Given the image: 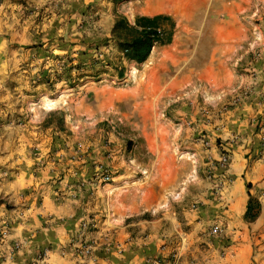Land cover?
Instances as JSON below:
<instances>
[{"label": "rangeland", "instance_id": "obj_1", "mask_svg": "<svg viewBox=\"0 0 264 264\" xmlns=\"http://www.w3.org/2000/svg\"><path fill=\"white\" fill-rule=\"evenodd\" d=\"M156 14L169 41L125 58L115 16ZM131 242L123 264H264V0H0V264Z\"/></svg>", "mask_w": 264, "mask_h": 264}, {"label": "trees", "instance_id": "obj_2", "mask_svg": "<svg viewBox=\"0 0 264 264\" xmlns=\"http://www.w3.org/2000/svg\"><path fill=\"white\" fill-rule=\"evenodd\" d=\"M169 20L165 15L136 16L133 25H128L123 16L116 15L111 28V33L118 41L123 56L135 62L143 61L149 53L154 42H168L169 34L163 36L159 30V23ZM259 211V203L251 195L245 204L242 217L246 221L253 220Z\"/></svg>", "mask_w": 264, "mask_h": 264}, {"label": "crops", "instance_id": "obj_3", "mask_svg": "<svg viewBox=\"0 0 264 264\" xmlns=\"http://www.w3.org/2000/svg\"><path fill=\"white\" fill-rule=\"evenodd\" d=\"M128 192L131 194L133 191H136V194L134 193L133 195H136V197L137 196H139L140 195V198L142 199V200H140L142 203H144V204H147V202H149L150 201V198H151V192H150V190L152 189H150V188H147V187H143V188H140L138 185H129L128 186ZM138 199H139V197H138ZM138 199L136 200V201H123V202H120V204H119V206L120 207H122V208H134L135 206V204H137V201H138ZM135 200V199H134ZM134 204V205H133ZM133 206V207H132ZM195 225V224H194ZM197 226H199V224L197 225ZM167 232H169V233H167ZM164 233H166V234H168V235H165ZM170 234V235H169ZM161 235H163L164 237L165 236H168L165 240H166V242L167 243H165V245H162V249H164L162 252H167V250H169V249H187L188 248V246L186 245V246H183L182 245V241L180 242L179 240H178V237L173 233L172 234V232H170V231H165V232H162L161 234H160V236ZM194 236H196V238H198V235H194ZM201 236V235H200ZM204 236H206V234L205 235H202V241L204 240V242L210 247L209 249H218L220 246L216 243V242H208L209 241V239H207V238H204ZM159 239H160V237H158ZM208 241H207V240ZM163 241H164V238H163ZM174 242V243H173ZM177 242V243H176ZM136 244L137 243H133V242H131V243H126V244H124V245H122V248L121 249H130L129 250V252L127 253V254H120V256L121 257H116V259L113 261V262H111V263H109V264H123V263H125V262H127V263H130L131 261L133 262H135V261H141L143 258L142 257H139L138 255H136V254H132V255H129V254H131L130 252H132V250L131 249H140V248H146V249H149L147 246L146 247H141L140 245H138V248H136ZM164 244V243H163ZM121 245V244H120ZM89 264H92V263H89Z\"/></svg>", "mask_w": 264, "mask_h": 264}, {"label": "bare ground", "instance_id": "obj_4", "mask_svg": "<svg viewBox=\"0 0 264 264\" xmlns=\"http://www.w3.org/2000/svg\"><path fill=\"white\" fill-rule=\"evenodd\" d=\"M162 7V6H161ZM160 6H158V7H156V6H154V7H150L151 9H149L148 10V12H154V11H156V10H158V9H160L161 8ZM55 101L54 100H47L46 101V107H48V108H51V107H54V105H55Z\"/></svg>", "mask_w": 264, "mask_h": 264}]
</instances>
